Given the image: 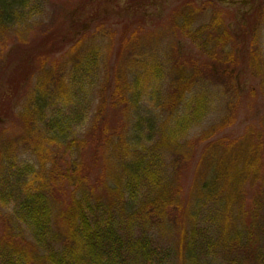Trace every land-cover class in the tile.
Masks as SVG:
<instances>
[{
	"label": "trees",
	"instance_id": "trees-1",
	"mask_svg": "<svg viewBox=\"0 0 264 264\" xmlns=\"http://www.w3.org/2000/svg\"><path fill=\"white\" fill-rule=\"evenodd\" d=\"M28 1L0 0V26L14 25L18 18L23 17ZM219 1L228 4L231 2ZM239 1L241 0H234V5ZM253 2L246 8L251 9V14L255 13L257 6L258 9L260 5L264 7V0ZM139 4L140 8L145 5ZM245 4L246 2L239 4V10L244 9ZM203 6L197 5L198 14L191 8L182 11L175 9L174 18L177 19L179 14L183 15V23L179 26L173 18V27L179 33L187 32L188 37L203 36L206 24L192 30L193 18L203 12ZM213 15L217 20L218 13ZM239 15L237 12L229 22L221 18L216 23L213 18L210 26L218 24L221 33L216 37L209 34L202 42V46L207 49L212 37L217 39L208 56L189 53L179 55L177 63L171 67L173 79L168 98L164 101L157 100L161 104L163 102V110L169 107L171 111L168 116L169 126L163 125L162 131H158L160 140L151 146H146L145 142L152 138L156 130V119L151 120L145 129L140 119L135 124L132 135L121 138L119 147L127 151L133 148L129 158L132 159L123 162L126 181L118 182L113 188L108 184L105 193L112 195L108 200L86 192L85 185L91 171L96 173V182L104 180L100 174L102 154L110 147L114 136L122 135L123 123L114 113L125 111L128 103H136L134 108H138V101L143 99L147 93L145 91H149L150 85L146 81L155 84L166 72L159 64L147 65L146 59L142 58L139 62L132 59L140 64L138 69L142 68V72L133 81V85L128 86L129 90L134 91L127 95V88L117 79L119 73L109 72L103 75L102 51L93 44L79 48L76 60L63 68L60 75L43 73L35 80V84L30 86L32 92L28 103L20 112L23 125L40 127L52 141L66 146L68 150L76 146H87L89 149L83 152L81 158L71 157L67 161L66 171H61V175L73 187L72 192H68L70 195L59 218L66 223V240L61 241L53 226L55 215L49 197L40 190L31 191L27 187L25 178L32 165L20 166L13 158L18 157V154L12 153L9 147L6 151L0 148V164L6 162L5 168L1 166L0 172V199L4 204L13 202L10 217L16 222L15 227L5 226L6 232L0 234V264H173L175 253H186L187 264H264L263 202L255 200L253 206L250 205L245 211L240 200H234L239 194L233 199L230 188L233 181L238 186L244 176V180H255L256 177L252 175L258 173V161L261 159L259 149L248 148L253 159L245 162V153H240L239 150L230 153L225 149L220 152L217 137L207 139L208 133L200 132L201 134H197L199 138H192L195 136H192L193 130L205 120L212 103V97L206 91L211 88L199 77L206 72L215 75L220 67L227 73L236 72V77H240L244 71L249 49L241 33L243 30L236 28L240 25ZM99 17L100 15H95L92 19L100 22ZM51 29L52 26L45 31L46 37L23 49V55L27 56L23 65L26 68L22 67V71L17 69L15 74L17 77H24L22 80L28 84L29 76L34 73L28 71L33 60L32 69L37 60L55 57V52L63 51L69 42L70 47L76 48L84 37L80 35L67 40L63 34L56 32L50 37ZM138 29H142V23L121 25L118 48H124L129 36L136 34ZM245 30L254 32L247 25ZM55 37L59 39L57 45L54 44ZM44 44L47 47L43 48ZM179 48L177 51L181 52ZM190 68L192 69L189 71ZM142 74L147 78L144 79ZM143 83H147L145 86L148 89L140 87ZM254 90L252 87L251 91ZM245 92L249 96L248 90ZM242 96L239 93V97ZM95 101L98 104L96 123L85 136H76L75 133L90 110H93ZM4 114L0 112V124L5 121ZM183 139L188 140L187 144L192 150L185 155L186 167L184 180L181 182L174 181L169 174V162L165 154H182L183 146L186 147L181 142ZM232 139H224L222 144L230 147ZM124 141L127 143L123 144ZM262 141L264 142V134L261 136V143ZM198 146L200 149L196 150ZM5 154L8 161H4ZM56 159L61 161L63 158ZM185 176L190 180L189 185L185 182ZM261 181L264 182L263 177ZM231 198L235 201L232 203L233 207L226 206L224 201ZM236 206L239 208L238 212L235 211ZM229 211L234 213V218H230L232 214ZM173 217L180 225L181 233L177 245L171 249L160 243L152 233L156 228H168L170 223L167 221ZM150 218L157 226H149ZM138 219H146L147 222L135 223ZM188 219L190 223L185 226ZM231 219H235L238 226L226 229ZM215 220L221 225H216ZM136 231L140 233H135Z\"/></svg>",
	"mask_w": 264,
	"mask_h": 264
},
{
	"label": "rangeland",
	"instance_id": "rangeland-1",
	"mask_svg": "<svg viewBox=\"0 0 264 264\" xmlns=\"http://www.w3.org/2000/svg\"><path fill=\"white\" fill-rule=\"evenodd\" d=\"M188 1L29 0L24 8L25 15L23 17L18 18L14 25L0 26V112L5 113L3 115L5 121L0 124V148L6 151L9 147L12 153L18 154V157L13 158L17 160L15 162L20 164V166L21 164L24 166L25 164L32 165L30 173L25 178L27 187L31 191L40 190L49 197L55 215L53 226L61 241L66 240V223L59 218L63 209H65L66 199L70 195L68 192L73 190L66 177L61 175V171H66L67 161L71 160V157L81 158L83 152L88 150L89 147L76 146L72 150H68L66 146L58 145L56 144L57 142L52 141L48 133H45L40 127L33 124L28 127L23 125L20 112L24 110V106L30 98L29 96L32 92L30 86L32 87L35 84V80L43 73L51 76L60 75L63 68H67L69 64H72V61L76 60V53L79 48L82 49L93 44L102 51L101 67L103 75L105 76L109 72L119 73L117 74V79L127 88V95L134 91L129 90L130 87L128 88V86L133 85V81L142 72V68L138 69L140 64L135 63L132 59L137 62L142 58L146 59L147 65L159 64L162 70L166 72L162 75V78L160 77V81H155V84H151L149 80L146 81L150 87L149 91H145L147 93L144 94L143 99L138 101L139 109L134 108L137 105L136 103H128L125 111L114 113L116 118H120L123 123L122 135L114 136L110 147L102 154L100 174L103 175L104 180L96 182V173L91 171V175L85 185L86 192L100 195L103 200H108L112 196L111 193L109 195L105 193L108 184L113 188L118 182L126 181L123 167L124 161L127 162L132 159L129 158L131 157L130 154L133 153V148L127 151L119 147L121 138H129L132 135L135 124L140 119L143 121L144 129L147 128L151 120L154 121L156 119L154 128L156 130L152 138L146 141L145 144L146 146H151L160 140L158 131H162L163 125L164 127L169 126L168 116L171 111L169 107L163 110V102L161 104L157 100L163 99L161 101H164L168 98L173 79L171 67L177 63L181 54L187 55L189 53L196 56H208L207 54H209V51L217 41L215 37L221 33L217 26L218 24L210 26L214 18L213 14L216 13H218L217 20L214 18L216 23L221 18L229 22L237 12L240 13L238 17L240 25H237L236 28L240 27V30H243L241 33H243V39L249 49L248 59L240 77H236V72H225L222 67L215 75L206 72L199 77L202 82L211 88V91L209 89H206V91L207 93L209 91L212 103L205 120L193 130L192 136H195L192 138H199L197 134L200 132L208 133L207 139L217 137V140H219L217 143H220L218 147L220 152L225 149L230 153L231 151L236 152L239 150L240 153H245L243 157L245 162H249L250 158L253 159L248 148L257 147L261 159L258 161L259 166L257 167L259 169L257 175H252V177H256L254 178L255 180L253 182L249 178L244 180V176L242 180L240 179L238 186L237 182L233 181L230 188L231 192L233 191V199L234 196L239 194L234 200H240L243 210L247 211V208L258 199L262 200L264 207V182L261 181V177L264 178V142L262 141L261 143V136L264 134V7L260 5L258 9L257 6L255 13L251 14L249 13L251 9L246 8L252 5L251 3H254V0H241L246 2L245 6H243L244 9L241 10H239L241 8L239 4L243 3L241 1L235 5L234 0H231L230 4L219 0H190L187 3ZM139 3L145 5L140 8L138 6L140 5ZM204 4L206 6H203ZM197 5L203 6V12L198 16H194L192 30L206 24L207 28L202 33L203 36L192 35L188 37L187 32L184 34L179 33L173 27L172 22L175 17V9L182 11L191 8L194 11L198 9ZM185 6L188 7L183 8ZM243 10H245L244 13ZM195 12L199 13L197 10ZM95 15H100V22L92 19V16ZM182 16L179 14L177 19L174 18L179 26L183 23ZM144 22L145 24H143ZM124 23H142V29H138L136 34L130 35L125 47L120 49L118 48L120 28ZM246 25L247 28L254 29V32L250 30L244 31ZM50 26H52L49 31L50 37L55 32L56 34H63L67 40H71L73 37L78 38L80 35L84 37L82 36L83 39L76 48L70 47L69 42L63 51L55 52V57H46L47 59L35 61L36 63L32 69L33 60L31 65L29 64L28 71H33L34 73L29 76L30 83L28 84L22 80L24 77H17L15 74L17 69L22 71V67L26 68L23 65L27 56L23 55V49L46 37L47 35H44L45 31ZM209 34L215 37H212L206 49L202 46V42L209 37ZM54 41V44H59L58 38L56 39L55 37ZM111 43L112 46H110ZM45 47H47L46 44L43 45V48ZM52 48L54 49L55 47ZM178 48L181 52L177 51ZM48 51L50 50L48 49ZM201 53L203 55H199ZM191 69L188 70L190 71ZM141 76L144 79L147 78L144 74ZM147 83H143L140 87L144 86V88L148 89L145 86ZM252 87L255 88L254 91H251ZM247 90L249 96L245 92ZM239 93L243 95L241 98ZM97 109L98 104L95 101L93 110H90L78 132L75 133L76 136H85L96 123ZM114 114L110 117L114 116ZM225 135L228 138H233L231 145L228 144L230 147H225L222 144V140L228 139ZM181 142L186 145V147L183 146L182 154L172 152L165 154V156L169 162V174L174 181L181 180L182 182L184 180V168L186 167L187 157L185 155L190 153L192 148L187 144V139H183ZM126 143L127 141H124L123 144ZM4 144H7V146H3ZM199 149L200 147L198 146L196 150ZM57 157H62L63 159L59 161L56 159ZM248 157L249 159H247ZM4 161H8L6 154L4 155ZM4 164L6 162H3V165L0 164V172L1 166L3 167ZM185 182L188 185L190 184V180L188 181L186 176ZM259 185L261 186L256 190L255 188ZM80 193L81 191L78 192V195ZM234 200L231 198L229 201L225 200L224 202L226 206L233 207L232 203H235ZM0 206V222H2L0 224V234L3 235L6 232L5 226L13 228L16 222L15 219L10 217L13 213V202L10 201L4 204L3 200L0 199ZM235 211H239L238 206L235 207ZM229 213L232 214L230 218H234V213L230 211ZM144 221L147 222L146 219H138L135 220V223L143 224ZM148 222L150 227L157 226L151 221V218ZM167 222L168 224L170 223L168 228H156L152 234L158 238L160 243L174 249L173 247L177 245L179 240L181 228L174 217ZM189 223L188 219L185 222V226H188ZM215 224L221 225L216 220ZM236 226L238 224L235 219L233 221L231 219L227 223L226 229H235ZM135 233H140V231ZM174 255L173 264H187L186 253L183 255L175 253Z\"/></svg>",
	"mask_w": 264,
	"mask_h": 264
}]
</instances>
